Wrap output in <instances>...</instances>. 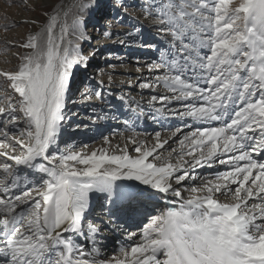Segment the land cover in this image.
Segmentation results:
<instances>
[{
	"label": "snow or ice",
	"instance_id": "1",
	"mask_svg": "<svg viewBox=\"0 0 264 264\" xmlns=\"http://www.w3.org/2000/svg\"><path fill=\"white\" fill-rule=\"evenodd\" d=\"M53 12L8 45L25 52L0 70V264H264V0H73ZM90 17L160 57L138 81L153 90L146 103L115 96L114 118L134 134L113 146L97 126L102 145L76 152L66 127L88 125L68 107L75 77L89 81L85 99L114 96L87 76L98 49L76 43L94 39ZM126 18L131 31H110ZM165 113L180 121L168 137L138 134L137 121ZM93 194L107 222L92 216ZM105 231L124 236L111 255Z\"/></svg>",
	"mask_w": 264,
	"mask_h": 264
},
{
	"label": "rangeland",
	"instance_id": "2",
	"mask_svg": "<svg viewBox=\"0 0 264 264\" xmlns=\"http://www.w3.org/2000/svg\"><path fill=\"white\" fill-rule=\"evenodd\" d=\"M65 1L0 0V70L14 68L19 61L20 55L25 52L24 49L18 46L8 47V45L12 43L18 45L29 34L37 32L39 26L46 20V13L53 12V10L59 11V7ZM129 13L132 17L137 18L139 23L143 24L146 28L150 26V23L143 19L139 8L135 10L129 9ZM33 21H36V23H33ZM70 22L71 16H69ZM95 23V18L90 17L87 33L93 36L94 39L90 42L85 40L77 41L76 43L83 48L84 54L90 53L94 48L98 49V54L93 58L89 66L87 76L91 77L94 82L103 80L105 91L107 92L111 89L114 96L110 103L101 101L94 93L90 98L85 99L81 97L80 93L88 91L89 81L88 79H84V76L81 74L75 77L77 83L73 89L74 103L70 101L68 107L71 113H79L78 117H73L75 122L83 121L88 125L87 129L83 127L76 129L75 123L66 127L64 140L69 145H74L72 150L76 152H90L102 145V137L97 133V126L100 127L103 135L111 139L113 146L117 144L122 146L124 138L134 134L125 126L123 117L120 119L114 118L118 114L116 105L119 104L115 100V96L129 94L131 97L141 100L142 93L143 102L146 103L153 90H141L138 81L149 75L156 74H150L146 65L158 60L160 57L159 51L152 48H142L137 41L129 40L126 45L122 46L119 41L126 39V37L113 35L109 39L102 34L103 29L100 31L93 29V24ZM103 23L101 21V24ZM132 23L133 21L127 18L123 24L114 22L111 25L110 31L113 33L131 31L130 25ZM5 26H8L7 30H5ZM99 27L97 25V28ZM159 47H166L162 39ZM82 79H84V83L80 84ZM6 87L3 80H0V97H4V99H0V106H4L7 103L3 91ZM8 91L10 92L11 90L8 89ZM160 94L166 93L161 89ZM93 107H95L96 114H100V109L103 108L104 113L109 118L107 120L94 119ZM120 111H123V108ZM136 123L138 134L151 141L156 131L162 133V138L168 137L169 135L167 134H170L168 131L169 126L171 125L174 130L176 126H179L180 121L168 118V114L165 113L164 118L156 120L145 115ZM162 124L163 127H161ZM64 147L65 145L61 144V148L63 149ZM172 147L176 148V143H173ZM204 171L208 172L211 170L205 169ZM101 203H104V201L99 199L97 194H93L92 204L94 205V210L92 216L97 221L103 220L107 222L109 218L106 214V209L99 206ZM161 204H163V201H161ZM104 235L108 236L109 241H111L108 245V254L114 248L118 250L119 245L116 244V240L120 239L122 241L124 239L123 233L105 231Z\"/></svg>",
	"mask_w": 264,
	"mask_h": 264
},
{
	"label": "bare ground",
	"instance_id": "3",
	"mask_svg": "<svg viewBox=\"0 0 264 264\" xmlns=\"http://www.w3.org/2000/svg\"><path fill=\"white\" fill-rule=\"evenodd\" d=\"M72 2H73V0H66L62 6H63L65 9H68L69 6H70V4H71ZM167 135H169V134H167ZM176 146H178V145L176 144ZM166 155H167V154H166ZM185 196H187V193H185ZM177 206H178V203H177ZM118 248H119V247H118ZM112 253H113V251L110 252L109 255H111Z\"/></svg>",
	"mask_w": 264,
	"mask_h": 264
},
{
	"label": "trees",
	"instance_id": "4",
	"mask_svg": "<svg viewBox=\"0 0 264 264\" xmlns=\"http://www.w3.org/2000/svg\"><path fill=\"white\" fill-rule=\"evenodd\" d=\"M63 4H64V3H62L61 5H63ZM72 5H73V3H72L70 6H72ZM70 6H69V8H70ZM60 7H61V6H60ZM60 7H59V8H60ZM69 8H68V9H69Z\"/></svg>",
	"mask_w": 264,
	"mask_h": 264
}]
</instances>
